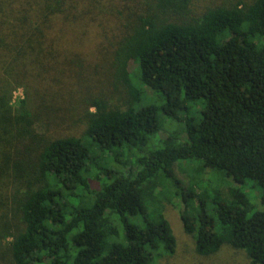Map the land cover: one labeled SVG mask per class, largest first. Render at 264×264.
<instances>
[{
	"label": "trees",
	"instance_id": "trees-1",
	"mask_svg": "<svg viewBox=\"0 0 264 264\" xmlns=\"http://www.w3.org/2000/svg\"><path fill=\"white\" fill-rule=\"evenodd\" d=\"M174 196L264 264V0H0V264H151Z\"/></svg>",
	"mask_w": 264,
	"mask_h": 264
},
{
	"label": "rangeland",
	"instance_id": "rangeland-1",
	"mask_svg": "<svg viewBox=\"0 0 264 264\" xmlns=\"http://www.w3.org/2000/svg\"><path fill=\"white\" fill-rule=\"evenodd\" d=\"M200 1L201 0H196L197 3H200ZM145 91L147 94H150L151 92V90L147 88L145 89ZM119 92V90L114 92L110 91L109 93L111 100L115 101V99L121 98ZM23 95L24 92L22 87L14 89L11 96V102L13 104L17 103V101L21 99ZM152 95L153 97L149 98V101L155 102V104L159 105L162 99L161 93L159 91H155L154 93L153 91ZM194 103L195 102H193L190 107L192 114H196V103ZM157 117L162 124V128L165 126L167 129H171V125L173 122H171L160 109L157 112ZM43 125L46 127L47 130V125ZM83 126L84 125L81 124V128ZM173 128H175V125L173 126ZM75 130H77V127L75 128ZM162 134L166 135L165 132H162ZM184 161L186 162L188 160H182L181 162ZM175 168L176 170L179 169L178 166H175ZM178 175L180 177H184L183 173L178 172ZM232 183L233 181L230 179L223 182V184L221 185L223 196L227 195L228 186ZM16 188L19 191L24 190L25 185L23 181H19L17 179L13 184L12 191ZM241 188L248 194L251 202L253 203V209L261 208L262 205L260 203V194L257 185H255L253 181L250 182L247 180ZM170 202L171 203H166L164 206V215L168 219L172 232L176 238V251L170 256L165 255L162 257L155 258L151 264H249L248 258L243 250H234L230 247H227L228 245L226 244V246H223L221 250L211 255L202 256L195 253L194 241L189 234H186L183 231L182 222L179 217L178 210L181 202L176 196L171 197Z\"/></svg>",
	"mask_w": 264,
	"mask_h": 264
}]
</instances>
